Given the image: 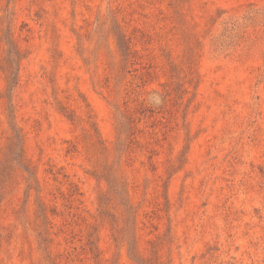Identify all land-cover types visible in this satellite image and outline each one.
<instances>
[{
    "label": "rangeland",
    "instance_id": "obj_1",
    "mask_svg": "<svg viewBox=\"0 0 264 264\" xmlns=\"http://www.w3.org/2000/svg\"><path fill=\"white\" fill-rule=\"evenodd\" d=\"M0 264H264V0H0Z\"/></svg>",
    "mask_w": 264,
    "mask_h": 264
},
{
    "label": "trees",
    "instance_id": "obj_2",
    "mask_svg": "<svg viewBox=\"0 0 264 264\" xmlns=\"http://www.w3.org/2000/svg\"><path fill=\"white\" fill-rule=\"evenodd\" d=\"M4 40L6 41V44H8L9 49H8V53H7V82H9V84L11 83H15L16 80V73H15V68L13 67V64L15 63L17 57L19 56V49L17 47V45L15 44L14 40L11 38L9 32H6L4 35ZM118 45L120 48H123L125 50V55H129L131 52L129 51L127 45L125 44L124 41H122L121 39L118 40ZM20 159H22L21 154L19 155ZM4 165V163H3ZM2 165V167H4ZM4 169L2 168L1 170V175H3ZM42 217H45L44 213L42 212Z\"/></svg>",
    "mask_w": 264,
    "mask_h": 264
}]
</instances>
